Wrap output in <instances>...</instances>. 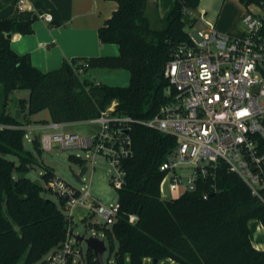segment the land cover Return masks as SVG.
<instances>
[{
  "label": "trees",
  "instance_id": "1",
  "mask_svg": "<svg viewBox=\"0 0 264 264\" xmlns=\"http://www.w3.org/2000/svg\"><path fill=\"white\" fill-rule=\"evenodd\" d=\"M116 1V9L97 33L101 43H116L118 54L64 59L49 71L34 66L29 54L14 51L7 36L31 33L37 14L16 8L11 16L0 18V123L23 125V111L33 114L42 109L54 122L87 121L113 100L116 112L135 120L157 114L166 101L164 66L171 48L187 38L184 17L196 10L200 0H173L160 27L150 24L145 12L148 0ZM259 1L240 0L245 6ZM50 12L52 25H58L59 16ZM81 67L82 72L93 67L127 69L128 85L82 78ZM20 89L28 90V97L19 99L16 107L21 113L16 118V109L10 112L7 106L9 95ZM25 132L0 129V264H18L22 257V264L37 262L65 238L70 222L60 203L42 195L45 186L25 176L36 162L24 149ZM129 135L132 153L122 161L125 182L115 188L119 212L115 222L104 228L111 251L113 239L117 242L114 264H145L144 257L156 259L155 263L170 258L179 264H264V250L252 245L248 227L251 218L264 226V205L237 174L219 162L213 177L198 176L193 189L163 199L159 185L164 171L159 166L175 145V137L138 122L131 123ZM259 143L264 152V139ZM32 144L40 152L37 136ZM8 155L17 157V163L12 164ZM68 158L84 164L78 156ZM41 177L46 185L55 175L45 167ZM130 214L137 219L130 222ZM87 253L89 264H97L92 250Z\"/></svg>",
  "mask_w": 264,
  "mask_h": 264
},
{
  "label": "built area",
  "instance_id": "2",
  "mask_svg": "<svg viewBox=\"0 0 264 264\" xmlns=\"http://www.w3.org/2000/svg\"><path fill=\"white\" fill-rule=\"evenodd\" d=\"M15 5L18 10L33 11L38 18L52 21V14L36 10L33 0H15ZM250 5L257 11L246 9L240 19L239 36L219 32L214 23L205 20V13L189 22L193 29L199 19L204 27L195 33L186 31L187 38L171 48L163 69L166 101L153 117L135 120L118 113L113 100L90 120L100 124L95 135L64 132L69 122H41L31 128L55 130L39 137L40 148L90 150L92 159H105L113 167L111 182L119 188L126 174L122 161L132 153L130 135L124 130L138 122L175 137V145L159 166L164 171L159 185L161 198H174L193 189L198 176L213 177L217 164L223 162L264 205V152L259 148L264 139V0L247 7ZM81 65L87 66L85 62ZM2 128L24 126L0 123ZM187 166L191 173L183 182L180 170ZM45 187L57 194L60 208L70 222L65 238L33 264H89L87 250L81 248L82 241L75 238L70 227L73 210L77 206L91 209L103 220V228L110 227L119 212L118 200L108 206L95 203L88 189H76L56 176ZM136 219V215H129L130 222Z\"/></svg>",
  "mask_w": 264,
  "mask_h": 264
},
{
  "label": "crops",
  "instance_id": "3",
  "mask_svg": "<svg viewBox=\"0 0 264 264\" xmlns=\"http://www.w3.org/2000/svg\"><path fill=\"white\" fill-rule=\"evenodd\" d=\"M172 1L148 0L147 6L155 2L158 16L163 17ZM234 2L239 6L235 13L228 15L230 5ZM36 3L39 4L41 11L38 10ZM33 5L39 12L54 10L60 18V23L52 25V21L47 22L36 17L32 21L31 33L14 32L10 33L9 38L11 48L17 53L29 54L32 64L40 70L49 71L58 68L64 59L118 54V45L109 42L101 43L97 33L98 28L116 9V0H33ZM247 8L257 11L255 6L247 7L240 0H223L221 9L214 20L215 28L223 34L239 36L242 33L239 21ZM15 11V0H0V18L11 16ZM50 13L53 19V13ZM204 13L207 14V12ZM85 72L92 76V80L109 85H124L129 82V71L124 68L93 67ZM40 123L39 119L35 120L30 128ZM248 227L252 245L256 249L264 250V226L258 219L251 218L248 221ZM143 262L145 264H179L170 258H163L154 263L150 257H144Z\"/></svg>",
  "mask_w": 264,
  "mask_h": 264
},
{
  "label": "rangeland",
  "instance_id": "4",
  "mask_svg": "<svg viewBox=\"0 0 264 264\" xmlns=\"http://www.w3.org/2000/svg\"><path fill=\"white\" fill-rule=\"evenodd\" d=\"M223 0H200L198 8L192 12L191 15L185 16V31H193L196 32L197 29L203 28V22L197 19L194 22L193 29L189 26V22H191L195 16H198L199 13L207 12L204 15L205 20H208L214 23L217 14L221 9V5ZM237 5V6H236ZM239 4L235 3L230 5L228 15L236 12L237 7ZM146 15L150 20V24L153 27H160L163 25L162 17H159L156 11L155 2L150 3L146 7ZM218 20V19H217ZM219 21L217 22V24ZM240 23V21H239ZM80 76L82 78L93 79L92 76L87 72H81ZM113 85V84H112ZM117 85V84H115ZM128 85V82L124 85ZM28 97V90L20 89L13 91L9 95L8 100V109L10 112H14L17 108V104L20 98H27ZM20 112V111H19ZM21 113V112H20ZM45 120V122H51L49 112L47 109H42L37 111L33 114H27L25 111L22 112V124L24 126L25 133L27 137L23 138V146L24 149L30 151L35 159L36 162L32 164L31 168H29L25 176L30 178L33 181L38 182L42 186H45V182L42 179L41 175L44 172L45 167H49L53 170L54 175L65 183L71 185L76 189L86 188L89 190L90 196L93 197L96 201H99L101 205L108 206L111 203H114L117 200V191L114 188L113 183L111 182V174L113 173V167L107 162V160L102 159H92V152L90 150L82 149V148H60L58 146L53 147L51 150H43L40 148V152L36 151L32 144V138L34 136L39 137L45 132H55V130H47V129H31L30 125L34 123L35 120ZM100 124L94 121H76V122H69L67 123L63 131L64 132H74L79 135H95L97 132L100 131ZM69 155H75L82 159H84V164L82 166H86V171L81 177V181H77L72 173V169L75 173H78L80 170V165L75 162H71L69 160ZM8 159L11 162L17 163V157L13 155H8ZM191 173V169L189 166L183 167L180 170L181 179L183 182H186L187 175ZM16 177L17 174L14 173ZM42 191V195L54 201L56 204L59 205V198L57 194L53 191L48 190ZM91 197L89 200H91ZM103 220L97 215L93 214L91 209H86L81 206H77L73 210V217L70 224V227L73 229V234L75 235H83L84 238H88L91 236H95L99 239H103L106 249L102 254V260L104 264H114V252L117 247V242L115 239L114 241V249L111 251L109 248V239L106 237L104 232V228L102 226ZM83 250H88L87 244L85 241H82L80 244ZM23 263V257L19 260L18 264Z\"/></svg>",
  "mask_w": 264,
  "mask_h": 264
},
{
  "label": "water",
  "instance_id": "5",
  "mask_svg": "<svg viewBox=\"0 0 264 264\" xmlns=\"http://www.w3.org/2000/svg\"><path fill=\"white\" fill-rule=\"evenodd\" d=\"M33 18H35L34 15H33ZM7 36L9 37L10 36V33H7ZM19 116H20L19 109L16 108V110H15V117L16 118H19ZM124 133L125 134H128L129 133V130L128 129H125L124 130ZM11 163L13 164V162H11ZM70 170H71V173H72L73 177L77 181L82 182L81 181V177L84 174V172L86 171V166H81L78 173H75L72 169H70ZM75 238L77 240H79V241H85L86 242L87 248L90 249V250H92L93 255L95 257V260H96L97 264H104V262L102 260V254L105 251L106 246H105V243H104V241L102 239H99V238L93 237V236L88 237V238H84L83 235H75ZM153 262L155 263L156 262V259H153Z\"/></svg>",
  "mask_w": 264,
  "mask_h": 264
}]
</instances>
